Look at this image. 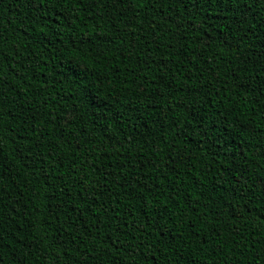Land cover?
<instances>
[{
	"label": "trees",
	"instance_id": "1",
	"mask_svg": "<svg viewBox=\"0 0 264 264\" xmlns=\"http://www.w3.org/2000/svg\"><path fill=\"white\" fill-rule=\"evenodd\" d=\"M262 74L264 0H0V264H264Z\"/></svg>",
	"mask_w": 264,
	"mask_h": 264
},
{
	"label": "snow or ice",
	"instance_id": "2",
	"mask_svg": "<svg viewBox=\"0 0 264 264\" xmlns=\"http://www.w3.org/2000/svg\"><path fill=\"white\" fill-rule=\"evenodd\" d=\"M80 71H81V72H83V71H84V69H83V68H81V69H80ZM262 75H264V74H262ZM261 126H262V127H264V121H262V122H261Z\"/></svg>",
	"mask_w": 264,
	"mask_h": 264
}]
</instances>
